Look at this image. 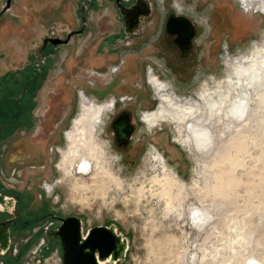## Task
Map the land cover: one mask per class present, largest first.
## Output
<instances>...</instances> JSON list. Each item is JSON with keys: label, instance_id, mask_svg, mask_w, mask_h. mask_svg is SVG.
Listing matches in <instances>:
<instances>
[{"label": "rangeland", "instance_id": "obj_1", "mask_svg": "<svg viewBox=\"0 0 264 264\" xmlns=\"http://www.w3.org/2000/svg\"><path fill=\"white\" fill-rule=\"evenodd\" d=\"M248 1L220 0L215 6L211 0L198 7L196 0H155L160 18L173 8L201 24L194 50L198 60L187 77L178 75L168 58L157 53L152 33L141 44L142 53L131 54L136 73L143 66L137 96L125 95L124 90L133 88L120 80L98 96L94 89L102 90L114 66L91 77V85L79 80L78 65L61 73L68 52L61 49L51 80L42 87L44 94L56 93L49 118L60 122L52 127V138L57 132L50 143L52 154L58 151L54 165L49 157L39 173H11L8 180L22 177L17 184H39L54 211L81 214L91 224L116 222L131 237L122 264H252L254 259L264 264V53L253 55L256 48L264 49V0ZM99 10V15L89 11L91 30L78 41L101 40L104 29L119 25L109 15L110 5ZM25 18L4 15L0 33L14 30ZM81 84L88 94L80 89L60 98L66 85L79 89ZM83 92L87 97L81 99ZM117 92L125 100L134 97L135 136L146 141L129 167L105 133L113 109L104 113L101 106ZM166 98L194 107L195 115L182 121Z\"/></svg>", "mask_w": 264, "mask_h": 264}, {"label": "flooded vegetation", "instance_id": "obj_2", "mask_svg": "<svg viewBox=\"0 0 264 264\" xmlns=\"http://www.w3.org/2000/svg\"><path fill=\"white\" fill-rule=\"evenodd\" d=\"M196 1L202 7L211 0ZM212 1L215 6L220 3ZM105 4L110 5L109 15L119 25L104 29L98 35L101 40L78 41L91 30L89 11L99 12ZM7 14L26 18L14 28L17 32L0 33V264H122L131 237L116 222L91 224L81 214L54 211L51 205L47 207L39 184H17L22 177L12 182L8 175L20 177L27 171V176L35 175L40 167L47 166L49 157L54 165L58 151L52 154L50 143L57 133L52 138V127L60 122L50 123L49 118L56 93L51 90L44 94L42 87L51 80L52 63L61 49L68 50L61 73L67 74L78 65L82 70L77 75L79 80L86 79L91 85L95 84L91 77L114 66V75L103 82L102 90L94 89L98 96L107 94L105 89L114 80L133 88L124 90L125 95L137 96L142 92L136 80L141 78L143 66L136 73L138 66L134 68L132 62L136 56L131 54L142 53L141 44L156 33L157 53L168 58L178 75L187 77L198 60L194 50L201 24L187 12L173 8L163 11L160 18L155 0H1L0 19ZM154 77L162 81L160 76ZM81 86L68 89L66 85L60 98L65 100L80 89L86 92ZM86 93H81V99ZM113 95L107 106H101L104 113L113 109L105 133L129 167L138 160L146 141L135 136L138 120L134 97L125 100V96L119 97L122 92ZM162 142L158 139L160 146ZM155 152L165 158L157 147ZM21 163L23 171L19 174ZM53 195L60 198L56 191Z\"/></svg>", "mask_w": 264, "mask_h": 264}, {"label": "bare ground", "instance_id": "obj_3", "mask_svg": "<svg viewBox=\"0 0 264 264\" xmlns=\"http://www.w3.org/2000/svg\"><path fill=\"white\" fill-rule=\"evenodd\" d=\"M248 1V0H247ZM252 1H255V2H258L259 4H260V0H252ZM252 1H250V2H252ZM249 1H248V4L250 3ZM262 47V46H261ZM256 48V47H255ZM254 48V49H255ZM254 51V50H253ZM263 52L264 53V49H260V48H256V50L253 52V55L256 57V56H258V55H260V52ZM263 55V54H262ZM257 58V57H256ZM263 64H264V62H263ZM250 71V70H249ZM255 72V71H254ZM258 72V71H257ZM242 73H243V71H242ZM259 76H261V75H259ZM238 90V89H237ZM204 96L206 97V98H208L209 97V89H206V90H204ZM226 98H230V94L229 93H227L226 94ZM226 98H225V100H226ZM245 98V97H244ZM264 98V97H263ZM165 102H167V103H169L174 109H175V113L177 114V116L179 117V119H181L182 121H186L187 119H189V117L190 116H194L195 115V108L194 107H182V106H180V104H177V103H175V102H173L172 100H171V98H166V99H163ZM224 100V101H225ZM264 100V99H263ZM223 101V102H224ZM240 102V101H239ZM238 101H237V104L239 103ZM220 103H222V102H220ZM224 104V103H223ZM239 105V104H238ZM94 112V111H93ZM95 113H96V111H95ZM98 113H99V111H98ZM91 115H94V113H91ZM164 116V115H163ZM157 119H158V117H157ZM166 120V119H165ZM82 124H84L85 125V122L83 123H81V125ZM80 125V126H81ZM194 130V129H193ZM197 130V129H196ZM81 132H85V128H81ZM196 133V132H195ZM197 134V133H196ZM83 135V134H82ZM201 137V136H200ZM199 137V138H200ZM196 138H198V136L196 137ZM207 139V138H206ZM83 140V139H82ZM82 143V142H81ZM84 144V143H83ZM82 144V145H83ZM78 146V145H77ZM77 148V147H76ZM78 149V148H77ZM82 150V149H81ZM79 151H80V149H79ZM71 155V154H70ZM76 157H77V155H76ZM66 158V157H65ZM73 158H75V157H73ZM78 158V157H77ZM66 161V160H65ZM64 161V162H65ZM73 161L74 160H72V163H73ZM251 262H253L252 264H261V263H259L257 260H251ZM250 262V263H251Z\"/></svg>", "mask_w": 264, "mask_h": 264}, {"label": "water", "instance_id": "obj_4", "mask_svg": "<svg viewBox=\"0 0 264 264\" xmlns=\"http://www.w3.org/2000/svg\"><path fill=\"white\" fill-rule=\"evenodd\" d=\"M97 228H99V227H97Z\"/></svg>", "mask_w": 264, "mask_h": 264}]
</instances>
